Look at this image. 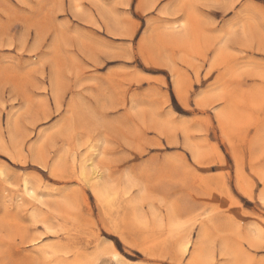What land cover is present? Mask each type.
<instances>
[{
	"label": "rangeland",
	"instance_id": "obj_1",
	"mask_svg": "<svg viewBox=\"0 0 264 264\" xmlns=\"http://www.w3.org/2000/svg\"><path fill=\"white\" fill-rule=\"evenodd\" d=\"M0 176V264H264V0H0Z\"/></svg>",
	"mask_w": 264,
	"mask_h": 264
},
{
	"label": "bare ground",
	"instance_id": "obj_2",
	"mask_svg": "<svg viewBox=\"0 0 264 264\" xmlns=\"http://www.w3.org/2000/svg\"><path fill=\"white\" fill-rule=\"evenodd\" d=\"M223 3V2H222ZM229 5V4H228ZM180 23V22H179ZM181 23H183V22H181ZM180 23V25L178 24V25H174L175 27L173 28V29H179L178 27H182V24ZM240 25V24H239ZM232 27V26H231ZM242 27V26H241ZM184 28V27H183ZM172 29V28H171ZM235 29V28H234ZM183 30V29H182ZM238 30V29H237ZM176 31V30H175ZM224 33V32H223ZM196 155V154H195ZM93 177L95 178V179H97V173L96 172H94L93 173ZM96 175V176H95ZM101 177V175H98V177ZM1 177V176H0ZM100 177H99V179H97V180H101L100 179ZM91 179V178H90ZM92 181H94V179L92 178L91 179ZM102 181H103V179H102ZM99 182H101V181H99ZM99 182L97 181V184H94L93 186V188H95V189H93L92 191H94L93 193L95 194V196H96V198L100 201V200H103V202H110V199H111V197H110V194H109V191H108V187H104V185L102 186V183H101V185L99 184ZM104 182V181H103ZM133 182V181H132ZM94 183V182H93ZM92 183V184H93ZM129 184V183H128ZM116 186V185H115ZM108 188V189H107ZM115 188H117V187H115ZM119 188V187H118ZM117 188V189H118ZM121 188H122V186H121ZM126 189V188H125ZM122 190H124L123 188H122ZM117 191V190H116ZM118 191H119V189H118ZM117 191V192H118ZM124 191H126V190H124ZM112 192V191H111ZM113 192H114V190H113ZM116 193V192H115ZM124 193V192H123ZM125 195H126V192H125ZM113 197V196H112ZM125 199V198H124ZM123 199V200H124ZM131 200V199H130ZM122 202V201H121ZM116 203V202H115ZM114 203V204H115ZM133 203V202H132ZM132 203H131V206H135V205H132ZM124 205V204H123ZM125 206V205H124ZM129 206V205H128ZM130 207V206H129ZM111 208H113V207H111ZM110 208V209H111ZM127 208V207H126ZM130 209H132V208H130ZM132 211H134V208H133V210ZM131 211V212H132ZM124 212H125V210H124ZM133 213V212H132ZM153 214V213H152ZM133 215V214H132ZM132 215L130 214V217L132 218ZM159 221H160V219H159ZM171 221V220H170ZM173 221V220H172ZM172 224H173V222H171ZM177 225V224H176ZM170 228V227H169ZM116 231V230H115ZM184 231V230H183ZM186 239V238H185ZM104 242V241H103ZM108 242V241H107ZM179 242V241H178ZM199 243V242H198ZM189 244H190V242H189V240H184L183 241V243L181 242L179 245H181V250H182V252H186L187 250H188V247H189ZM201 244V243H200ZM102 246V245H101ZM140 248V247H139ZM195 248V247H194ZM196 250H198V249H196ZM102 251V252H101ZM201 251V250H200ZM194 252V251H193ZM99 253H107L106 255L109 257V254H111V257H112V259L111 260H113L114 262H115V264H127L126 263V261L123 259V258H121L122 256L121 255H119L118 253H117V251L114 249V247H113V245H111L110 243H109V245H107L104 249H101L100 251H99ZM195 256H194V258H196V253H193ZM121 256V257H120ZM198 257V256H197ZM110 259V258H109ZM96 260V259H95ZM191 260H193V259H191ZM198 260V259H197ZM196 260V261H197ZM197 263V262H196Z\"/></svg>",
	"mask_w": 264,
	"mask_h": 264
}]
</instances>
